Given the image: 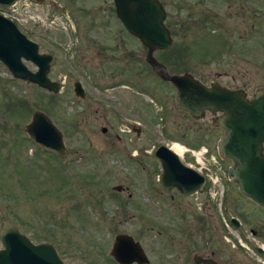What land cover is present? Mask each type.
I'll list each match as a JSON object with an SVG mask.
<instances>
[{
  "label": "rangeland",
  "instance_id": "rangeland-1",
  "mask_svg": "<svg viewBox=\"0 0 264 264\" xmlns=\"http://www.w3.org/2000/svg\"><path fill=\"white\" fill-rule=\"evenodd\" d=\"M159 1L171 43L153 55L159 61L163 55L178 61L177 68L161 61L168 72L187 71L206 85L239 87L247 97L264 89V0ZM54 5L65 10L64 16L52 10ZM11 7L21 21L18 29L37 42L39 51L53 55L48 76L60 86L52 92L19 78L10 82L7 77L12 76L0 62V224L10 220L32 241L51 242L65 264H118L109 254L117 232L139 241L148 258L144 264L176 263L179 248L184 250L180 262L188 263L187 243L194 238L203 252H218L225 264H264V251L255 248L257 241L264 245V238L247 230L264 228L259 207L230 181L224 187L215 181L225 178L231 164L217 153L218 112L192 116L178 109L172 86L149 67L140 79L149 93L136 90L132 83L138 77L131 68L144 63L145 48L122 30L112 0H24L0 6V13L8 15ZM215 25L228 45L237 43L218 57L211 56L221 49L218 38L206 32H217ZM73 80L81 82L83 98L74 94ZM17 93L27 100V110L8 114L5 105ZM151 93L159 102L151 101ZM34 109L60 129L63 153L38 145L24 131ZM105 119L112 127L102 133L99 127L107 126ZM135 121L141 124L139 135L120 131ZM172 142L184 147L180 159L211 178L206 191L180 196L160 187V166L152 149ZM135 149L137 154H132ZM116 184L119 190L113 188ZM220 196L224 213L218 210ZM204 198L211 203L210 235L196 219L199 213L205 217V208H198ZM229 215L239 219V227L229 224ZM177 216L183 222H177ZM222 217L228 225L223 238Z\"/></svg>",
  "mask_w": 264,
  "mask_h": 264
},
{
  "label": "water",
  "instance_id": "water-1",
  "mask_svg": "<svg viewBox=\"0 0 264 264\" xmlns=\"http://www.w3.org/2000/svg\"><path fill=\"white\" fill-rule=\"evenodd\" d=\"M11 1L0 0V3ZM112 1L115 15L124 28L145 46L147 62L163 66L153 56L154 49H166L171 43L169 30L162 21L165 11L160 1ZM52 61L51 53L39 51L36 41L0 13V62L12 77L56 92L60 83L48 76ZM161 75L174 87V102L178 108L193 116L204 110L218 112L215 124L221 128V134L216 148L219 156L231 161L226 168L227 177L236 182L240 193L264 210V89H255L251 97H247L242 88H230L217 82L206 85L187 71L168 72L163 67ZM72 90L77 96L83 95L78 80H73ZM23 129L38 145L56 154L65 151L60 129L42 110L34 109ZM153 154L160 163L159 180L164 188L175 186L186 194L199 187L201 173L184 164L167 144H157ZM113 188L119 190L121 186L116 184ZM109 254L118 264L148 261L139 241L126 232L113 235ZM203 262L216 264L211 259H203ZM0 264L65 263L51 242L32 241L12 221L3 220L0 224Z\"/></svg>",
  "mask_w": 264,
  "mask_h": 264
},
{
  "label": "flooded vegetation",
  "instance_id": "flooded-vegetation-1",
  "mask_svg": "<svg viewBox=\"0 0 264 264\" xmlns=\"http://www.w3.org/2000/svg\"><path fill=\"white\" fill-rule=\"evenodd\" d=\"M37 3H40V2H42L43 0H35ZM23 2H24V0H12L10 3H7V4H4V3H0V6H9L10 4H14V6H15V4H20V3H22L23 4ZM72 2V1H71ZM113 2V1H112ZM49 3H51V2H49ZM12 8V10H9V13H8V15H4V16H6V17H8L9 19H11L14 23H15V25L17 26V24L18 23H21V21H20V19H19V17L17 16L18 15V13L16 12V10L13 8V7H11ZM10 8V9H11ZM83 8V7H82ZM82 8H79V12H81V13H83L84 12V9H82ZM52 10H56L59 14H61V15H63V13L62 12H64L65 10H63V8H58L56 5H54V6H52ZM67 13V12H66ZM3 15V14H2ZM114 15H115V12H114ZM64 16V15H63ZM116 16V15H115ZM117 18V17H116ZM118 19V18H117ZM118 21L120 22V24H121V26H122V30H124V31H126L127 33H129L130 35H132L126 28H124V26L122 25V23H121V21L118 19ZM18 27V26H17ZM120 30H121V28H120ZM132 36H134V35H132ZM135 37V36H134ZM137 38V37H136ZM93 41H95V39H93ZM144 48H145V46H143ZM102 48H105V46L103 45V47ZM155 50H157V51H160V50H162V49H154L153 50V52L155 51ZM145 54H146V48H145ZM154 56V55H153ZM155 57V56H154ZM155 59H156V57H155ZM157 60V59H156ZM160 64H162L163 66H160L159 64H153V65H151V64H149L148 62H147V60H146V58L144 57V63L143 64H140V62H139V64H138V66H136L135 68H131V71H132V73H133V75H135L136 77H138L137 78V80H138V82H136V83H132L133 84V86L134 87H136V90H138L139 92H141V93H149V90L146 88V86H144V85H142V83L140 82V79L142 78V77H144V76H146V74H147V67H149L150 68V70H152L153 72H155V74L161 79V80H163V81H165V82H167L170 86H172L171 85V83L165 78V77H163L162 75H161V72H162V68L163 67H165L164 66V64L161 62V61H159V60H157ZM148 65V66H147ZM148 68V69H149ZM110 71L112 72V73H114L113 72V70H111L110 69ZM118 71L119 72H124L125 71V69L123 70V69H120V68H118ZM167 71V70H166ZM172 72H175V71H172ZM131 73V74H132ZM81 74H83V72L81 73ZM79 81V80H78ZM79 83H80V85H81V87H82V84H81V82L79 81ZM123 83V80L122 81H119L118 82V84L119 85H121ZM107 84H110V82L109 83H107ZM114 84L115 83H113V85H110V86H104V88L106 89V88H111L112 86H114ZM172 88H173V90H174V92H175V89H174V87L172 86ZM82 90H83V95L82 96H79V97H81V98H83L84 96H85V92H84V89H83V87H82ZM151 101L152 102H155V101H157V102H159V99H156L155 98V96H156V94L155 93H151ZM153 98L155 99V100H153ZM175 103V102H174ZM176 106V105H175ZM177 107V106H176ZM178 108V107H177ZM178 109H180V108H178ZM180 110H182V109H180ZM183 112H186V113H188L187 111H184V110H182ZM189 114V113H188ZM191 115V114H190ZM193 116V115H192ZM99 117H102V118H104L105 116H104V114L103 113H99ZM105 122L107 123V126H105V125H100V127H99V129H100V131L102 132V133H106L107 132V129H109L110 127H112V125L111 124H108V120L107 119H105ZM127 125L128 126H126V127H124V128H121L120 129V131H122V132H129V131H132L133 133H134V135H139L140 133H141V131H142V129H141V124L138 122V121H135V122H128L127 123ZM114 136L115 137H118V138H120L118 135H117V133H115L114 132ZM170 146V145H169ZM143 149V148H142ZM154 149V148H153ZM153 149H152V154H153ZM145 149H143V151H144ZM205 150H207L206 148H205ZM137 152H138V150L137 149H135L134 151H133V153L132 154H134V153H136L137 154ZM154 155V154H153ZM155 157V156H154ZM156 158V157H155ZM156 160L158 161V159L156 158ZM184 164H186V165H188V166H191V165H189V164H187L186 163V161L184 160V159H180ZM158 163H159V161H158ZM159 166H160V163H159ZM204 167V166H203ZM160 171H161V167H160ZM203 170H201V168H200V172L199 173H201V175H202V181H201V183H200V185H199V187L198 188H196L195 190H193L191 193H186V194H184V193H182L177 187H175V186H171L170 188H164L162 185H161V182H160V180H159V173H158V183H159V185H160V187L162 188V189H165V190H174L175 191V193L176 194H178V195H180V196H189V195H192V194H197V193H201V192H203V191H206V185L211 181V178L207 175V174H205L204 172H202ZM218 181V183L222 186V187H224L223 185H228V183H229V181H230V184L232 183V184H234V186H235V188H236V190L240 193V191L238 190V188H237V184H236V182L233 180V179H231V178H229V177H227V174L225 175V178L224 177H222V176H219V178H216L215 179V181ZM207 192H208V190H207ZM242 196H244L245 198H247V199H249V201L250 202H252V203H254V205H256V206H258L259 208V210L261 211V214L264 216V210H263V208L259 205V204H257L256 202H254V201H252L250 198H248L247 196H245V195H243L242 193H240ZM222 196V195H221ZM221 196H220V200H219V203H218V210H219V212H225V211H227V208L225 207V205H222V198H221ZM210 201H211V199H209ZM211 203H209L205 198L203 199V201H202V204H201V206H199L198 208L199 209H201V208H205V217H202L201 216V214L199 213V215H198V218H197V216H196V219H197V221H198V224L200 225V224H202V226H201V230L203 231V229L206 231V232H208L209 233V235H210V230H211V227H210V215H211V213H210V211L207 209V208H210V205ZM207 209V210H206ZM194 216V215H193ZM233 217V219L235 218V220H232L231 218ZM176 219H177V222H179V223H181V222H183L182 220H184V218L183 217H176ZM195 219V220H196ZM228 222H229V224L230 225H233L234 227H239V225L241 224V222L239 221V219L236 217V216H234V215H229L228 216ZM222 222H223V224L222 223H220L221 224V227L219 228V231H220V237H225V236H223L224 234L223 233H225L226 232V230H228V225L226 224V222H225V220H224V218L222 217ZM189 223H190V225H193L194 224V222L193 221H189ZM199 229V228H198ZM198 229H197V232H198ZM183 231H185L184 229H182ZM188 230H190L189 231V234H190V236H191V229H190V227H188ZM248 232L251 234V235H253V237H256V238H264V228H262L261 230L260 229H254V228H252V227H248ZM176 232H177V234L178 235H180L181 234V230H179V229H177L176 230ZM185 234V233H184ZM219 235V234H218ZM225 240H226V238H224ZM177 240L178 241H180V236L177 238ZM195 240V241H194ZM194 240H190V242H188L187 243V245H188V248H187V250H186V252H187V254L189 255V262L188 263H186V264H211V263H204L203 262V259H211V260H213V261H215V263L216 264H225V262L222 260V258H220V255H218V252H216V251H214V250H212V249H209L208 250V252L207 253H205V252H203V250H202V244H201V242L200 241H197L196 242V239L194 238ZM260 243V242H259ZM258 243V241H257V244L255 245V248L258 250V251H260V248H261V251H264V245L262 244V245H260ZM184 250L183 249H180L179 248V250H178V252L175 254V260H176V263H173V264H182L180 261H181V253L183 252Z\"/></svg>",
  "mask_w": 264,
  "mask_h": 264
},
{
  "label": "trees",
  "instance_id": "trees-1",
  "mask_svg": "<svg viewBox=\"0 0 264 264\" xmlns=\"http://www.w3.org/2000/svg\"><path fill=\"white\" fill-rule=\"evenodd\" d=\"M205 21H209L210 22V19H206ZM217 30V32H210L209 30H206L207 33H210V35L212 36H216L218 38V43L220 44V51H217L216 54L214 55H211V54H207V55H211V56H214V57H218L220 56V54H223L226 50H227V47H231L233 46L234 44L236 45L237 43H235L236 41H233L232 40V44L230 43L229 45L227 44V40L225 38V36H223V33H222V30H221V27L219 25H215L214 27V31ZM240 36V35H238ZM205 38V37H204ZM240 38V37H239ZM197 39H200L201 41H203V37H199ZM160 51H166V50H160ZM161 61L164 62L165 64H169L170 66H174L177 68L178 66V61L172 57V56H161L160 57ZM177 62V63H175ZM7 79L10 81V82H14V83H18V79H14L13 77H7ZM264 86V84H263ZM10 97L12 99H10L11 103L9 105H5V109L7 110L8 114H11V115H14V114H23L25 113V111L27 110V100L25 98H23L22 94L20 93H17V97H15L14 95H10ZM14 98V99H13ZM17 143V142H15Z\"/></svg>",
  "mask_w": 264,
  "mask_h": 264
},
{
  "label": "bare ground",
  "instance_id": "bare-ground-1",
  "mask_svg": "<svg viewBox=\"0 0 264 264\" xmlns=\"http://www.w3.org/2000/svg\"><path fill=\"white\" fill-rule=\"evenodd\" d=\"M170 148L175 151L177 154H181L184 150L183 145L178 142H172Z\"/></svg>",
  "mask_w": 264,
  "mask_h": 264
},
{
  "label": "built area",
  "instance_id": "built-area-1",
  "mask_svg": "<svg viewBox=\"0 0 264 264\" xmlns=\"http://www.w3.org/2000/svg\"><path fill=\"white\" fill-rule=\"evenodd\" d=\"M201 150V151H200ZM198 151L200 152L199 154H201L202 153V149H199V150H197V154H198ZM192 152H194L193 150H192ZM193 154H195V153H193ZM198 154V155H199ZM197 156V155H196Z\"/></svg>",
  "mask_w": 264,
  "mask_h": 264
}]
</instances>
